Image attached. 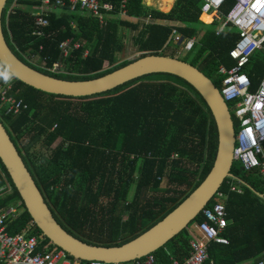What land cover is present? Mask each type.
Returning a JSON list of instances; mask_svg holds the SVG:
<instances>
[{
    "label": "trees",
    "instance_id": "obj_1",
    "mask_svg": "<svg viewBox=\"0 0 264 264\" xmlns=\"http://www.w3.org/2000/svg\"><path fill=\"white\" fill-rule=\"evenodd\" d=\"M233 1L224 0L219 11L203 14L202 0H157L156 8L143 0H126L127 15L138 19L133 22L119 18L115 0L114 16L104 27L86 12L63 7L48 13V24L36 36L31 32L28 5L37 0H7L1 22L7 44L21 60L44 74L68 80L104 75L145 54L176 56L166 50L177 47L169 41L173 26L157 20L178 23L182 36L199 37L188 52L191 59L182 60L220 88L223 75L218 67L230 68L234 63L228 50L237 30L230 24L219 33L217 28ZM145 18L150 21L142 23L134 37L140 55L119 60L116 56L124 50L119 27L137 30L139 19ZM65 39L82 42L64 60L67 73L50 72L22 55L36 54L49 67ZM85 49L88 54L82 56ZM242 71L254 90L264 74V49L254 51ZM9 75L2 66L0 81ZM15 91L27 108L18 114L1 108L0 121L54 219L87 243L119 245L133 238L177 207L212 166L217 148L214 119L201 95L176 75L150 73L93 97L76 99L43 92L16 78L11 93ZM233 122L236 127L234 117ZM0 168L11 184L9 192H0V209L20 202L19 215L7 221L8 232L16 233L33 222L1 160ZM230 172L233 177L220 187L227 193L228 225L223 235L228 243L210 244L214 264L252 261L264 253V180L256 170L244 171L239 161L233 162ZM3 178L0 172V186ZM165 178L168 186L163 184ZM227 181L241 193L229 191ZM201 220L199 213L190 224ZM190 224L152 252L158 263L188 254V242L195 238ZM30 233L42 234L34 224ZM45 243L57 248L47 238Z\"/></svg>",
    "mask_w": 264,
    "mask_h": 264
},
{
    "label": "built area",
    "instance_id": "obj_2",
    "mask_svg": "<svg viewBox=\"0 0 264 264\" xmlns=\"http://www.w3.org/2000/svg\"><path fill=\"white\" fill-rule=\"evenodd\" d=\"M118 16L121 19H129L125 9L126 0H117ZM224 0H202L201 13L219 11ZM14 4V3H13ZM67 7V11L86 12L94 17L103 27L107 20L114 16L117 8L115 0H37L28 5L32 17V35H42L41 28L48 24L47 15L54 11H60ZM12 8H9V12ZM124 17V18H122ZM149 22V18H145ZM173 26L169 41L176 44V53L189 52L198 38L184 37L178 31V23L165 22ZM226 24H230L237 30V38L233 46L228 50L229 57L233 60L230 68L220 64L218 73L222 74L219 91L223 100L231 106L230 112L237 124L235 129V145L233 149V160L239 161L244 171L256 170L264 180V74L254 90L250 89L251 82L242 71V67L248 61L251 54L256 50L264 49V0H234L231 7L222 17L217 28L219 33ZM74 27V24L72 23ZM81 41L72 42L65 39L58 44L59 56L51 66L47 67L44 58H39L30 52L22 53L30 63L45 68L53 73H67L60 67L64 60L77 50ZM40 49V46L38 47ZM88 50L82 52L86 56ZM36 56V57H35ZM38 59L37 62L30 58ZM2 65L0 64V71ZM69 73V72H68ZM14 77L7 76L0 81V109L4 108L6 113L18 114L25 110L27 105L22 99L16 97L17 91L11 93ZM176 156V154H174ZM3 175L4 183L0 186V192L11 190V184ZM229 191L241 193L234 184L227 182ZM227 193L218 189L214 194L213 201L209 206L201 210L202 220L190 225L195 238L189 240V252L185 257H169L167 264H214L209 257L208 248L211 243L227 244L228 239L223 232L228 225L225 201ZM20 202L15 205L0 209V264H108L100 260H82L68 256L63 250L48 246L45 236L30 233L31 227L27 226L16 233H9L7 221L15 218L21 212L18 208ZM18 206V207H17ZM109 264H160L152 253L125 261ZM240 264H264V257Z\"/></svg>",
    "mask_w": 264,
    "mask_h": 264
},
{
    "label": "water",
    "instance_id": "obj_3",
    "mask_svg": "<svg viewBox=\"0 0 264 264\" xmlns=\"http://www.w3.org/2000/svg\"><path fill=\"white\" fill-rule=\"evenodd\" d=\"M6 1L0 0V64L24 84L46 93L76 99L93 97L146 74L168 73L184 79L201 95L217 130V148L210 170L170 213L119 245L87 243L61 227L0 121V160L34 225L54 246L73 258L100 260L108 264L129 261L162 247L194 220L226 178L233 177L230 170L234 161L235 127L228 104L223 100L218 87L194 65L177 56L164 54H145L91 79L68 80L44 74L21 60L7 44L1 22Z\"/></svg>",
    "mask_w": 264,
    "mask_h": 264
},
{
    "label": "rangeland",
    "instance_id": "obj_4",
    "mask_svg": "<svg viewBox=\"0 0 264 264\" xmlns=\"http://www.w3.org/2000/svg\"><path fill=\"white\" fill-rule=\"evenodd\" d=\"M143 1L147 5H150V7L156 8L157 0H150L151 3H148L146 0H143ZM122 18H124V17H122ZM145 20L146 19H139V21H138L139 22V27H138L137 30H133V29L127 27V26L126 27H123V26H120L119 27V30H118L119 37L123 40V43H124V50H123V52H121L120 54H118V56H116L117 58H119V60L132 59V58H135V57H137V56L140 55V53L137 51V45L134 44V37L136 36L138 30H140V28L142 27V23L144 24V22H146ZM128 21H129V19H128ZM197 38H199V37L197 36ZM166 50H168L167 52H169V53H175L176 56L178 58H180V59H187V60H190L191 59V54H188V52H183L182 54L178 55L176 53V50L173 49V48H171V47L170 48H167ZM30 59L32 61H35V62H37V60H38V59H35L33 57L30 58ZM61 66H63V69L66 70L64 68V65L63 64H60V67ZM57 140L58 139H56L55 141H53L50 146L54 145L57 142ZM166 182H167V178L163 182L164 186H165V184H167ZM167 186H168V184H167ZM12 205H15V204H12ZM124 217L125 216H123V218Z\"/></svg>",
    "mask_w": 264,
    "mask_h": 264
},
{
    "label": "crops",
    "instance_id": "obj_5",
    "mask_svg": "<svg viewBox=\"0 0 264 264\" xmlns=\"http://www.w3.org/2000/svg\"><path fill=\"white\" fill-rule=\"evenodd\" d=\"M163 12H168V11H163ZM137 20H138V19L135 18V17H130V21L136 22ZM157 22H163V23H165L166 21H165V20H157ZM169 22H171V21H169ZM235 40H236V39H235ZM165 179H166V178H165ZM261 257H264V253H263L262 256H259V257L255 258L254 260L260 259ZM254 260H252V261H254ZM244 262H251V260H250V261H244ZM244 262H238V263H236V264H240V263H244Z\"/></svg>",
    "mask_w": 264,
    "mask_h": 264
},
{
    "label": "clouds",
    "instance_id": "obj_6",
    "mask_svg": "<svg viewBox=\"0 0 264 264\" xmlns=\"http://www.w3.org/2000/svg\"><path fill=\"white\" fill-rule=\"evenodd\" d=\"M11 75V74H10ZM229 107V106H228ZM229 111H230V109H229ZM231 113V112H230ZM231 115H232V113H231ZM234 116L232 115V118H233ZM235 129H236V127H235ZM235 145V144H234ZM234 162V161H233ZM227 182H230V181H227ZM226 182V183H227ZM230 183H232L233 184V182H230ZM220 189V188H219ZM240 189V188H239ZM217 192V191H216ZM214 197V196H213ZM213 199V198H212ZM226 202V201H225ZM33 222V221H32ZM34 224V223H33ZM193 224V223H192ZM192 224H190V225H192Z\"/></svg>",
    "mask_w": 264,
    "mask_h": 264
},
{
    "label": "bare ground",
    "instance_id": "obj_7",
    "mask_svg": "<svg viewBox=\"0 0 264 264\" xmlns=\"http://www.w3.org/2000/svg\"><path fill=\"white\" fill-rule=\"evenodd\" d=\"M212 12V11H211ZM205 14V13H204Z\"/></svg>",
    "mask_w": 264,
    "mask_h": 264
}]
</instances>
